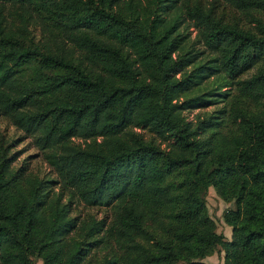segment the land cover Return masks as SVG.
I'll use <instances>...</instances> for the list:
<instances>
[{
  "label": "trees",
  "instance_id": "16d2710c",
  "mask_svg": "<svg viewBox=\"0 0 264 264\" xmlns=\"http://www.w3.org/2000/svg\"><path fill=\"white\" fill-rule=\"evenodd\" d=\"M185 20L230 80L197 125L180 97L209 69ZM0 114L56 174L15 167L0 136V264H204L217 246L264 264V0H0Z\"/></svg>",
  "mask_w": 264,
  "mask_h": 264
},
{
  "label": "rangeland",
  "instance_id": "374dc122",
  "mask_svg": "<svg viewBox=\"0 0 264 264\" xmlns=\"http://www.w3.org/2000/svg\"><path fill=\"white\" fill-rule=\"evenodd\" d=\"M186 27V29H185ZM33 33L38 37V30L34 27ZM181 29L186 32L185 46L187 49L196 54L194 61L195 65H203L208 68V72L203 75L202 82L199 85L200 91L197 97L185 99V96L180 97V100L185 101L183 113L188 120L198 124L199 121L204 120L207 114L219 115L224 105V98L222 92L229 90V79H223L217 68V53L204 47L198 42L195 37V29L189 24L188 20L181 25ZM251 71L245 73L250 74ZM145 137L152 138L156 142L159 139L147 128L139 129ZM0 136L7 138L11 145L10 153H15L13 164L15 167L26 163L28 170L45 178H56V174L52 167L45 161L42 151L34 145L32 137L25 134L21 129L13 125L6 117L0 114ZM74 142H80V138H74ZM162 145L164 144L161 142ZM206 207L209 215L216 223V230L221 232L226 239L231 238V226L228 225L223 218V212L233 205V201L223 199L215 190L214 187L209 186L204 195ZM77 210L82 213L91 212L97 218H101L109 214L110 209L99 206H84L79 203ZM224 251L220 246H217L211 253L207 254L200 260L204 264H223ZM32 264H43L42 260L36 256H32Z\"/></svg>",
  "mask_w": 264,
  "mask_h": 264
}]
</instances>
